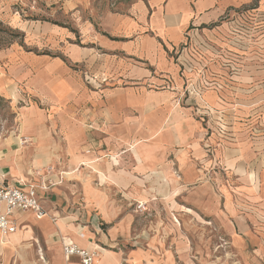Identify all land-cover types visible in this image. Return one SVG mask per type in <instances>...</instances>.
Returning a JSON list of instances; mask_svg holds the SVG:
<instances>
[{
	"label": "crops",
	"instance_id": "obj_1",
	"mask_svg": "<svg viewBox=\"0 0 264 264\" xmlns=\"http://www.w3.org/2000/svg\"><path fill=\"white\" fill-rule=\"evenodd\" d=\"M252 1H139L127 14L106 12L93 22L75 21L82 46L71 43L76 35L68 28L45 27L49 51L55 52L52 58L18 49L3 53L0 61L10 64L0 65L1 93L10 96L15 89L16 96L18 84L26 82L28 91L55 110L65 102L68 105L61 140L37 137L39 128L32 117H26L29 122L21 135L34 137V145L43 147V157L37 156L30 166L25 163L26 154L17 151L0 157V177L14 186L35 185L33 170L60 165L59 172L39 176L36 185L48 215L38 219L32 212H17V231L6 237L0 233L4 264L14 251L25 264H48L45 257H51L50 264H82L78 257H65L63 238L96 252L94 264H123L125 258L130 264H171L169 255L159 248V237L137 230L141 214L136 205L157 198L160 189L185 197L188 207L184 208L192 212L188 217L194 213L217 220L216 190L206 183L196 184L203 177L200 165L208 160L204 129L189 114L194 110L191 101L205 108V93L197 82L183 93L188 75L201 68L187 33L196 29L204 41L212 39L222 27H208ZM258 3L264 12V0ZM65 60L83 67L93 95L78 99L80 91ZM89 76L107 82L90 83ZM55 85L63 88L62 95L49 94ZM187 92L190 107L182 108L179 99ZM88 123L97 131L88 133ZM28 170L31 179L26 177ZM161 198L156 204L167 206L165 210L181 207L176 202L165 205ZM220 220L231 234L233 229L225 222L228 217ZM139 243H147L149 249L138 248ZM130 245L136 248L128 250Z\"/></svg>",
	"mask_w": 264,
	"mask_h": 264
},
{
	"label": "rangeland",
	"instance_id": "obj_2",
	"mask_svg": "<svg viewBox=\"0 0 264 264\" xmlns=\"http://www.w3.org/2000/svg\"><path fill=\"white\" fill-rule=\"evenodd\" d=\"M139 1L146 0H0V59L13 49L52 58L55 52L49 51L50 37L45 30L51 26L68 28L76 35L71 43L82 46L75 21L93 22L106 12L127 14ZM258 1L208 27L212 30L221 26L222 30L212 39L206 37L203 45H194L192 54L201 68L188 75L183 93L197 82L205 93V108H200L199 101V105L191 101L190 107L188 92L179 99L182 108L194 109L190 118L199 120L205 132L203 146L208 163H201L203 177L196 184L206 183L216 190L217 220L194 213L188 217L192 212L184 208L185 197L164 193L163 189L156 192H160L156 197L160 201L164 197L165 205L176 202L180 208L165 210L167 206L156 204L157 198L136 205L141 214L138 233L159 237V248L163 255H169L171 264H264V12L259 10ZM67 4L72 8L67 9ZM9 64V60L0 61L3 68ZM65 64L80 91L78 99L93 95L95 90L86 83L83 67L68 60ZM14 93L15 89L10 96L0 92V157L10 150L17 151L24 157L26 154L25 163L30 166L37 156L43 157V147L34 145V137L21 135L29 122L26 117H32L33 125L39 128L37 137L61 140L60 128L68 119V105L65 102L55 110L54 105L28 91L26 82H20L16 96ZM62 93L63 88L55 85L49 94ZM90 126L88 123V133L97 131ZM59 167L33 170L32 183L39 186L40 177L48 176L50 171L59 172ZM29 172L26 177L31 179ZM0 181L10 183L2 177ZM162 183L166 187L164 180ZM139 204L143 205L141 209ZM224 215L233 229L231 234L220 220ZM134 248L127 246L128 250ZM138 248L149 249L147 243H139ZM20 256L14 251L6 264H25ZM45 258L48 264L52 262L51 257ZM0 264H4L1 255ZM123 264H130L128 258Z\"/></svg>",
	"mask_w": 264,
	"mask_h": 264
},
{
	"label": "built area",
	"instance_id": "obj_3",
	"mask_svg": "<svg viewBox=\"0 0 264 264\" xmlns=\"http://www.w3.org/2000/svg\"><path fill=\"white\" fill-rule=\"evenodd\" d=\"M188 41L194 45H203L198 31L193 29L187 33ZM90 83L103 84L106 80L96 81L97 78L89 76ZM192 87V85H190ZM193 92H197L193 89ZM43 189H48L44 187ZM143 205L139 204L138 208ZM17 212H32L38 219H42L48 215V212L42 205L39 198V187L36 185L20 184L18 186L9 185L5 181H0V233L3 236H9L17 231V223L14 218ZM55 220V217H54ZM64 255L67 259L78 257L82 264H94L97 253L79 248L76 244L67 239H62Z\"/></svg>",
	"mask_w": 264,
	"mask_h": 264
},
{
	"label": "bare ground",
	"instance_id": "obj_4",
	"mask_svg": "<svg viewBox=\"0 0 264 264\" xmlns=\"http://www.w3.org/2000/svg\"><path fill=\"white\" fill-rule=\"evenodd\" d=\"M40 255V254H39Z\"/></svg>",
	"mask_w": 264,
	"mask_h": 264
}]
</instances>
